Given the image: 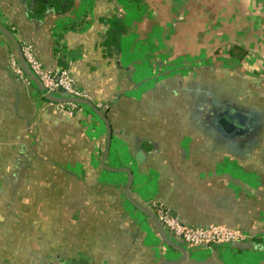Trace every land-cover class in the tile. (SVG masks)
Wrapping results in <instances>:
<instances>
[{"label":"crops","instance_id":"0c3cea01","mask_svg":"<svg viewBox=\"0 0 264 264\" xmlns=\"http://www.w3.org/2000/svg\"><path fill=\"white\" fill-rule=\"evenodd\" d=\"M0 25L105 107V165L131 171L136 201L259 240L181 264H264V0H0ZM14 51L0 32V264L178 260L102 168V123L61 115L12 71ZM216 102L255 111V134L217 137Z\"/></svg>","mask_w":264,"mask_h":264},{"label":"water","instance_id":"95a60500","mask_svg":"<svg viewBox=\"0 0 264 264\" xmlns=\"http://www.w3.org/2000/svg\"><path fill=\"white\" fill-rule=\"evenodd\" d=\"M0 32L4 34L12 46L15 49V56L14 58L18 62V66L26 78V80L38 91L41 98H43L46 102L52 104H69L73 103L76 104L87 111H89L93 116H95L103 125L104 128V144L102 147V154H101V166L104 170L109 171L111 173L116 174H124L126 177L125 183L122 185V193L124 199L127 203L136 211H138L145 220L149 223L151 228L153 229L156 237L165 247L172 249L179 253L180 258L174 261H165L160 264H181L187 258L188 254L191 251L197 249H204V248H189L183 243V241L174 238L171 233H169L162 225V223L158 220L154 210L139 201H136L131 193V186L133 184V175L131 171L127 168H110L105 165L109 153L110 141H111V129L110 124L105 116V107L99 108L98 106L94 105L88 99L82 98H74L69 97L62 93L59 89L56 92L49 91L46 89L42 83L33 75V73L28 68L19 43L17 40L0 25ZM201 106V105H200ZM198 106L197 112L202 114L203 109L202 106ZM205 115L202 116L201 120ZM206 122L205 126L210 128L213 133L217 137H221L223 139L232 140L235 137H244L245 134L253 136L255 134V111L245 106L243 108L242 105L238 106L234 103H224L221 105L220 103L216 102L210 108V114L206 115L205 117ZM141 159L140 155L137 156V160ZM75 264V263H72Z\"/></svg>","mask_w":264,"mask_h":264},{"label":"built area","instance_id":"2783aa9c","mask_svg":"<svg viewBox=\"0 0 264 264\" xmlns=\"http://www.w3.org/2000/svg\"><path fill=\"white\" fill-rule=\"evenodd\" d=\"M20 48L28 68L46 89L53 92L60 89L62 93L69 97L88 99L87 96L75 86L67 70L56 72L47 71L37 61L29 45L22 44ZM9 66L17 77L29 83L23 76L18 62L14 57L10 58ZM50 104L53 105L61 115L67 117H72L75 111L81 108L73 103ZM149 206L154 210L163 227L171 233L174 238L183 241L189 248H221L244 244L251 239V236L247 233L223 225H209L206 227L184 225L175 216L165 210L161 203L155 200H151Z\"/></svg>","mask_w":264,"mask_h":264},{"label":"trees","instance_id":"16d2710c","mask_svg":"<svg viewBox=\"0 0 264 264\" xmlns=\"http://www.w3.org/2000/svg\"><path fill=\"white\" fill-rule=\"evenodd\" d=\"M105 116L107 117V112L105 113ZM259 240L256 239L255 237H251V239L249 240V242L252 244L254 243L256 245V243L258 242Z\"/></svg>","mask_w":264,"mask_h":264},{"label":"rangeland","instance_id":"374dc122","mask_svg":"<svg viewBox=\"0 0 264 264\" xmlns=\"http://www.w3.org/2000/svg\"><path fill=\"white\" fill-rule=\"evenodd\" d=\"M187 62V61H186ZM184 63V62H183ZM99 108H103V107H100V106H98ZM222 248H228V246H225V247H222Z\"/></svg>","mask_w":264,"mask_h":264}]
</instances>
